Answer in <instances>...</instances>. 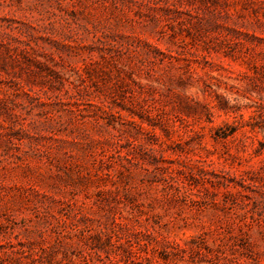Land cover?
Here are the masks:
<instances>
[{
  "label": "rangeland",
  "instance_id": "rangeland-1",
  "mask_svg": "<svg viewBox=\"0 0 264 264\" xmlns=\"http://www.w3.org/2000/svg\"><path fill=\"white\" fill-rule=\"evenodd\" d=\"M0 264H264V0H0Z\"/></svg>",
  "mask_w": 264,
  "mask_h": 264
}]
</instances>
